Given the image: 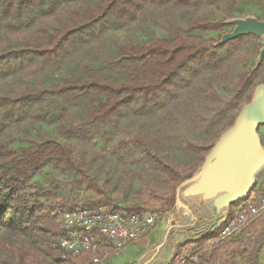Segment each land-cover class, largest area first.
Masks as SVG:
<instances>
[{"label":"trees","instance_id":"1","mask_svg":"<svg viewBox=\"0 0 264 264\" xmlns=\"http://www.w3.org/2000/svg\"><path fill=\"white\" fill-rule=\"evenodd\" d=\"M238 1L0 0V264H93L95 252L60 248L59 209H174L177 188L264 84L261 36L221 42ZM39 123L58 135H32ZM96 139L113 142L111 153L92 147ZM17 140L29 145L16 149ZM137 152L153 178L124 209L106 191L103 163L126 165ZM46 166L93 195L52 201L58 187L33 178ZM256 187L168 264H235L242 236L264 227V215L232 237L221 232ZM258 192L264 197V187Z\"/></svg>","mask_w":264,"mask_h":264},{"label":"rangeland","instance_id":"2","mask_svg":"<svg viewBox=\"0 0 264 264\" xmlns=\"http://www.w3.org/2000/svg\"><path fill=\"white\" fill-rule=\"evenodd\" d=\"M234 13L236 15L234 20L237 21L251 18L264 19V4L256 0H239ZM235 27L236 24L232 23L226 29V33L233 31ZM153 32L156 36L167 35L166 31L157 27L153 28ZM207 36L217 38L218 33H208ZM29 130L32 135H36L38 131L58 135L54 125L45 123L36 124L30 127ZM17 133H19V136L24 134L22 130ZM258 134L264 146V125L258 128ZM28 145L27 142L20 140L13 143L16 149ZM77 146H80V144L78 143ZM91 146L106 154H110L113 142L96 139L91 143ZM103 167L106 173H103V175L108 178L106 191L111 195L114 202L124 209L137 203L136 191L140 188L145 189L147 187L146 180L153 178L152 172L145 165L139 152L131 157L126 165L116 159L109 164L103 163ZM33 178L50 190L56 186L58 187L57 195L51 196L52 201L65 198L80 202L89 199L93 195L85 185L80 186L74 183L72 177L63 175L52 166H46L42 171L36 173ZM255 184L257 189L264 187V167L256 174ZM155 212L160 213V219L154 228L155 231L153 234L151 233L142 238H147L148 243L138 247L136 242L142 239L133 242L121 252L103 258L101 264H168L173 259H180L181 255L188 252L193 245L191 243L192 240L198 239L211 231V222L206 221L204 217L200 218L199 221L189 220L187 224L177 227V225H174V216L171 217L170 212L161 213L158 210H155ZM170 218L171 222L167 223ZM221 220L218 223H221ZM184 227L188 229L187 234L184 235L182 240H175V235H179L177 231ZM240 242V247L235 252V264H264V227L258 232H251L247 236H242Z\"/></svg>","mask_w":264,"mask_h":264},{"label":"water","instance_id":"3","mask_svg":"<svg viewBox=\"0 0 264 264\" xmlns=\"http://www.w3.org/2000/svg\"><path fill=\"white\" fill-rule=\"evenodd\" d=\"M230 22L236 27L221 42L247 33L261 36L260 63L264 57V21L251 18ZM261 125H264V84L257 87L252 101L243 107L235 124L215 144L203 166L177 188L176 204L170 212L175 226L204 217L211 222L212 230L220 224V219L221 223L226 220L232 203L248 195L256 174L264 167V146L258 134ZM178 232L175 240L180 241L188 229L184 227Z\"/></svg>","mask_w":264,"mask_h":264},{"label":"built area","instance_id":"4","mask_svg":"<svg viewBox=\"0 0 264 264\" xmlns=\"http://www.w3.org/2000/svg\"><path fill=\"white\" fill-rule=\"evenodd\" d=\"M58 212L63 227L59 240L62 251L74 255L83 251L95 252L93 264H101L103 258L119 253L149 235L160 219L159 212L112 210L105 204L79 205ZM260 215H264V197L257 189L237 207L235 219L223 228L221 239L232 237Z\"/></svg>","mask_w":264,"mask_h":264},{"label":"crops","instance_id":"5","mask_svg":"<svg viewBox=\"0 0 264 264\" xmlns=\"http://www.w3.org/2000/svg\"><path fill=\"white\" fill-rule=\"evenodd\" d=\"M255 180H256V177H255ZM177 217H178V216H177ZM182 219H183V218H181V221H182ZM154 231H155V229H154L151 233L153 234ZM151 233H150V234H151ZM146 243H148L147 238H144V239H142L141 241L136 242V244L138 245V247H141L142 245H144V244H146Z\"/></svg>","mask_w":264,"mask_h":264}]
</instances>
